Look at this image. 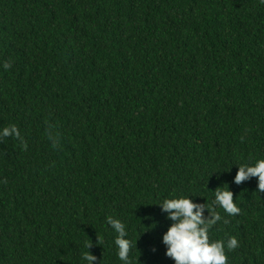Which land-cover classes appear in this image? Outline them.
<instances>
[{"label": "trees", "instance_id": "16d2710c", "mask_svg": "<svg viewBox=\"0 0 264 264\" xmlns=\"http://www.w3.org/2000/svg\"><path fill=\"white\" fill-rule=\"evenodd\" d=\"M9 62L5 70L2 65ZM0 264H174L155 204L217 187L210 241L264 264V0H0ZM227 184V185H226ZM208 213L205 212V216ZM91 242L89 249L88 243Z\"/></svg>", "mask_w": 264, "mask_h": 264}, {"label": "clouds", "instance_id": "9594fccd", "mask_svg": "<svg viewBox=\"0 0 264 264\" xmlns=\"http://www.w3.org/2000/svg\"><path fill=\"white\" fill-rule=\"evenodd\" d=\"M2 67L7 70L11 64L4 62ZM13 134L19 136L15 126L0 131L2 136ZM252 177L257 178L258 190L264 191V159L257 160L253 165L238 166L232 182L239 185ZM212 192L214 194L212 206L193 202L190 197L164 199L161 203L155 204L166 214L165 218L171 221L161 236V242L165 246V256L172 259L174 264H227L225 248L231 251L238 247V240L234 236L229 237L227 241L209 239L210 228L221 220L215 207L222 208L228 215H236L240 212L228 187L226 190L217 187ZM205 212L208 213L207 216ZM106 223L116 233L114 244L118 258L123 264H130L131 242L127 239L125 224L111 216L106 217ZM90 246L91 242L88 243L87 248L89 249ZM82 259L86 264H93L96 261V257L89 251Z\"/></svg>", "mask_w": 264, "mask_h": 264}]
</instances>
